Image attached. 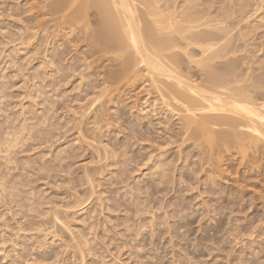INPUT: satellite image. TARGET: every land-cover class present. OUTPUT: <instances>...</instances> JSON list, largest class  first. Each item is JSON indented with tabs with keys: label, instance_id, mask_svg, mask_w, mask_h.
Returning <instances> with one entry per match:
<instances>
[{
	"label": "rangeland",
	"instance_id": "rangeland-1",
	"mask_svg": "<svg viewBox=\"0 0 264 264\" xmlns=\"http://www.w3.org/2000/svg\"><path fill=\"white\" fill-rule=\"evenodd\" d=\"M64 1L0 0V264H264V141L226 142L199 112L188 125L172 81L72 32ZM155 4L137 1L148 42L200 19L163 53L182 76L201 82L204 56L183 37L215 31L263 88L264 0Z\"/></svg>",
	"mask_w": 264,
	"mask_h": 264
},
{
	"label": "bare ground",
	"instance_id": "bare-ground-1",
	"mask_svg": "<svg viewBox=\"0 0 264 264\" xmlns=\"http://www.w3.org/2000/svg\"><path fill=\"white\" fill-rule=\"evenodd\" d=\"M65 1H64L65 4L63 5L67 6V11H68V15H66L67 13L64 12L66 15L65 18L68 21H70V23L73 25L74 23L75 24L79 23L78 25L76 24L77 26L75 25L76 27L73 29L70 26L71 24H69L66 21L67 26L72 30V32L76 31L78 34L83 33L84 36L101 35L102 37L106 38V40L108 41L109 40L114 41L116 43L115 47L117 48V50H121V51L124 50L126 52L131 49L132 51H134V54H137L136 55L137 59L136 60L132 59L131 56L130 57L126 56L125 59L124 57H122V59L124 60L122 65L131 66L133 63H136L135 61H138L139 63H142L143 66H146L145 68L148 71L156 70L157 72H159L158 74L162 75L163 77L165 76V79L167 78L166 80L170 79V81H172L170 83L166 82L167 87L165 86L166 88L164 89L167 90L166 94L171 96V98H174L176 100L180 98L185 103L186 101L187 103L189 102L188 107L186 106L185 107L187 108L186 111L190 112L191 115L186 116V118L184 116V119H186L185 122L188 125H190V123H192L195 120L192 119V115H196L199 112L201 114L202 120H200L201 122H199L198 125L200 126L201 129H204L206 131L209 127H211L210 125L214 123L224 124L227 126V129L223 130V132H225L224 134L227 137H224V134L221 136L224 137L225 139L226 138L228 139V140L226 139V142H228L229 140H231L232 142L237 141L238 143L243 142L245 145L247 144L249 148L250 147L252 148L253 146V150L255 149L260 150L262 148V146L258 147L259 144H257V142L264 141V82L261 83L262 84L261 87L263 88H258V86L253 85L252 79L250 80V77L253 78L254 76L253 71L250 70L251 72L248 71L246 72L244 70L238 73L234 70V68L232 69L233 66H231L228 61L222 62L220 60V59L223 60L225 58H228L229 56L230 52H228V50L224 51V48L226 47L225 42L228 41V38H226L227 40H225L224 43L220 46L219 51L215 50L216 47L215 45L218 43L216 41L218 40L223 41V39L227 36V34H223L221 32L220 33L215 32V31L214 32L204 31L203 33L202 31L203 34L202 33L199 34L200 33L199 32L197 34L195 33L196 35L193 34L195 36L190 34L192 36L186 35L183 37V39H189L190 41H194V44L201 46L203 51V55H204L203 59L198 61L199 63L197 64V67L199 69V70L197 69V71L200 72L202 78H201V82L196 83L194 82V80L192 81L191 78L182 76L178 72L180 70H177L179 65L178 63L176 64V57H174L170 53L168 56L163 57V55H165L163 53L165 50H168L170 48L173 49L174 47L177 48L179 47L180 41L176 36L173 35L174 33L176 32L179 33L185 28L188 29L193 26L197 27L199 25L197 23H199L200 19L194 18L191 22H196V24L187 25V27L180 25L175 26V22H174L175 20H173V22H170L169 25L167 26L163 25L161 29L168 28L169 30L165 31V33L163 32V34H161L162 35L161 37H151L153 38V42L151 43L150 42L151 39L150 37H148L149 35H146L145 32L146 30H148L146 29L148 26L146 24L145 25L141 24V18L138 15L139 13L137 14L138 0H65ZM143 2L148 6L149 5L153 6L156 0H143ZM155 6L157 5L155 4ZM150 10L152 14H156V11H158V10L153 11V9L151 8ZM163 21L164 20L158 19L157 22L160 23ZM80 23H82V25H80ZM92 24H96V25L92 26ZM176 25H178V22ZM148 31L149 32L147 33L149 34L150 30ZM157 33L158 32H156V35H158ZM148 39H150L149 41L150 43L148 42ZM189 44L190 42L187 43V46L185 45L184 46L188 47ZM115 47L112 48L116 49ZM185 47L183 48L184 50L186 49ZM117 60H118V56H117ZM187 62H189L188 59ZM135 67L137 66L135 65ZM162 97L165 99V96L163 94ZM180 99H178L177 101L179 102ZM248 139H250L251 141L249 140L248 142ZM243 143L242 145H244ZM246 150L247 149H245V151ZM260 151H261L260 152L261 155H263L264 151H262V149ZM261 155L259 156L261 157Z\"/></svg>",
	"mask_w": 264,
	"mask_h": 264
}]
</instances>
